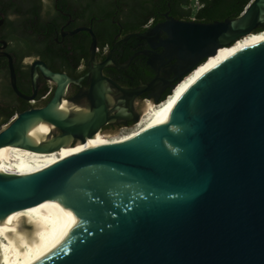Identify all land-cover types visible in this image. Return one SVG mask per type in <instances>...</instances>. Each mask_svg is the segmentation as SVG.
<instances>
[{
  "label": "water",
  "instance_id": "95a60500",
  "mask_svg": "<svg viewBox=\"0 0 264 264\" xmlns=\"http://www.w3.org/2000/svg\"><path fill=\"white\" fill-rule=\"evenodd\" d=\"M263 25L264 0H252L235 19L157 25L156 36L168 35L160 43L164 59L181 70L172 92L220 48L264 32ZM78 31L91 35V87L69 100V86L82 79L38 59L31 64L32 94H25L12 55L0 52L18 97L34 102L41 77L55 84L46 105L17 113L0 129V148L57 152L111 122L141 120L133 114L136 98L155 92L163 79L122 88L103 75L112 51L98 63L93 29ZM64 101L72 106L67 114ZM40 122L53 127L52 138L30 143L28 132ZM24 210L0 244V264H264V42L213 70L157 135L144 130L84 146L29 175L0 172V220Z\"/></svg>",
  "mask_w": 264,
  "mask_h": 264
},
{
  "label": "trees",
  "instance_id": "16d2710c",
  "mask_svg": "<svg viewBox=\"0 0 264 264\" xmlns=\"http://www.w3.org/2000/svg\"><path fill=\"white\" fill-rule=\"evenodd\" d=\"M87 6V23L93 20V31L98 46L104 48L113 40L118 21L124 27V34L140 30L151 17H160L164 11L179 19L213 23L238 18L252 0H74ZM41 0H0V18L4 23L0 27V38L8 43V51L14 60L17 73V85L26 94L31 93L29 65L26 57L44 60L53 70H68L72 60L79 61L81 54L72 58L67 50L55 44V29L49 27V21L58 22V18L42 15ZM118 12V13H117ZM264 25L259 29L262 31ZM87 35V48L91 36ZM81 53V52H80ZM72 58V60H71ZM49 87L42 89L35 103L18 97L10 85V72L6 58H0V129L8 124L17 113L24 112L38 103L42 105ZM171 92L162 98L165 101Z\"/></svg>",
  "mask_w": 264,
  "mask_h": 264
},
{
  "label": "flooded vegetation",
  "instance_id": "af4514ba",
  "mask_svg": "<svg viewBox=\"0 0 264 264\" xmlns=\"http://www.w3.org/2000/svg\"><path fill=\"white\" fill-rule=\"evenodd\" d=\"M41 1L43 4L42 15L48 16L49 14V16L51 17L58 18V22L56 23L53 21H49V27L55 29V44L61 48L66 49L69 57L75 58L79 54H81V58L79 61L72 60L71 58L72 61L68 70H53L49 66L48 67L52 71L65 73L71 78L82 79L81 85L71 84L69 86L66 95L67 100L74 98L80 93L87 94L90 91L91 87V80L89 76L90 46L88 47V57L85 54L84 49L87 48V44L85 41L87 40L86 34L89 33L86 31H78L76 33L73 32H75L79 28L84 27H91L93 29V20L95 17L92 18L91 22L87 23L85 21V19L88 17L87 6L84 4H78L74 0ZM1 17L0 27L4 23V16L1 15ZM173 19L179 21H189L172 16L170 10L165 13L163 11L160 17H151L146 23L141 26L140 30L127 34H124V27L120 22L113 21L118 25V29L113 37L112 42L106 45L103 49L98 46V63H104L107 60L110 52L112 51L113 62L103 68V75L122 88L129 90L137 89L143 85L150 84L158 76L163 79L162 83L155 92H145L136 98L133 109L134 117H142L149 102L156 105L155 99L157 97L162 98L167 92H172V87L179 82L178 75L181 70H177V61L169 60L168 58L164 59V46H160V43L168 37L167 33L163 30L156 36L152 32V30L157 25L164 24V22ZM143 34L148 35L145 37L140 36ZM129 35L134 36L125 40ZM0 40L4 39L0 38ZM1 46L2 44H0V52L4 50L9 53L8 46L5 49H2ZM0 58L5 57L0 56ZM28 59L32 60V62H26ZM38 59L40 58L26 57L24 59V63L29 65L31 84L30 94H32L31 64ZM46 86L49 87V90L43 97V99L46 98L45 103L43 105L41 103H38L33 107H42L46 105L47 102L52 98L53 92L55 90V84L50 82L49 80L44 79L43 77H41L40 79L38 94ZM112 92L115 93L116 91L112 89ZM35 102L36 99L31 103ZM134 125V122L127 119L114 121L104 126L101 133L110 135L117 133L124 128H132Z\"/></svg>",
  "mask_w": 264,
  "mask_h": 264
},
{
  "label": "bare ground",
  "instance_id": "6f19581e",
  "mask_svg": "<svg viewBox=\"0 0 264 264\" xmlns=\"http://www.w3.org/2000/svg\"><path fill=\"white\" fill-rule=\"evenodd\" d=\"M261 42H264V32L250 34L230 47L220 48L215 55L207 58L192 73L187 75L164 102L159 105L149 102L144 115L137 122L136 129L126 133L121 139L144 130L156 135L162 132L172 123L173 115L180 107L181 102L195 90L204 78L242 50ZM60 108L63 114H67L72 110L71 104L66 101L60 105ZM52 133L53 127L51 125L40 122L29 130L28 141L33 144H41L43 141H49L52 138ZM104 137L101 131H96L91 138L69 139L57 152L51 153L32 151L21 148L19 145L3 146L0 148V172L21 176L33 174L70 152L83 148L84 146L104 142ZM27 210L9 214L0 220V244L8 238L9 224Z\"/></svg>",
  "mask_w": 264,
  "mask_h": 264
},
{
  "label": "rangeland",
  "instance_id": "374dc122",
  "mask_svg": "<svg viewBox=\"0 0 264 264\" xmlns=\"http://www.w3.org/2000/svg\"><path fill=\"white\" fill-rule=\"evenodd\" d=\"M26 62L31 63L32 60L28 59ZM156 105H158V104H156ZM137 124H135L132 128H124L121 131L114 133V134H110V135L109 134H102V135L105 136L104 137L105 141L121 139L126 133L135 130Z\"/></svg>",
  "mask_w": 264,
  "mask_h": 264
},
{
  "label": "built area",
  "instance_id": "2783aa9c",
  "mask_svg": "<svg viewBox=\"0 0 264 264\" xmlns=\"http://www.w3.org/2000/svg\"><path fill=\"white\" fill-rule=\"evenodd\" d=\"M169 97V96H168Z\"/></svg>",
  "mask_w": 264,
  "mask_h": 264
}]
</instances>
